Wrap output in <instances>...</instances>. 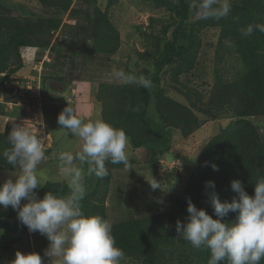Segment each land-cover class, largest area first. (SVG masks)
I'll list each match as a JSON object with an SVG mask.
<instances>
[{
    "label": "trees",
    "instance_id": "obj_1",
    "mask_svg": "<svg viewBox=\"0 0 264 264\" xmlns=\"http://www.w3.org/2000/svg\"><path fill=\"white\" fill-rule=\"evenodd\" d=\"M36 1L38 11L26 8L20 0H0V94L12 92L15 89L13 84L20 79V73L39 63L45 52L48 55L57 52L62 54L58 58L65 59L67 53L75 54L79 51L88 60H105L110 63L119 50L118 32L109 18V10L116 0H106L103 10L97 6L98 0ZM144 1L154 8L167 9L174 17L161 27L160 20L149 19L148 34L136 28L141 39L148 37L152 40L153 47L132 52L130 61L136 68L142 67V74L138 71L131 72L128 68L124 72L150 78L153 84L151 89L134 84L125 85L116 79L98 84L94 94L95 102L100 105L98 118L125 131L128 137L129 166L106 162L109 172L106 177L92 175L91 179L84 178L87 193L81 202L82 210L85 215H100L108 219L107 202L112 174L130 170L129 168L138 164L139 161H135L131 155L139 154L142 157L140 162L150 168L149 170H154L151 171L154 175L160 158L171 151L168 139L172 131H177L185 139L193 133L201 137L198 133L200 128L201 133H204L202 129L207 125L204 123L206 119H198L193 111L211 121L224 112L227 114L223 118L225 126L212 134L196 156L187 176L184 194L181 199L174 197V200H178L175 208L164 210L159 205L152 210L148 207L149 213L146 210L145 214H141L138 209V215L131 210L127 219L109 220L116 246L124 252L123 260L141 264H208L210 252L206 248H194L197 262L185 263L188 257L180 250H194L188 241L178 235L176 221L186 223L189 198L198 209L205 210L213 219H217L209 203V193L213 189H206L207 181L214 182V191L221 202H231L234 197L238 199V195L231 189L232 181H241L245 191L251 196L254 195L255 183L264 178V132L261 125L256 123L264 118V33L255 30L251 36L245 37L241 34V29L250 24H264V0H232L229 14L219 19L205 17L196 7L198 0ZM81 3L94 5V9L83 16L90 32L89 43H80V48L67 46L65 49H53L50 44L56 33H69L76 28L74 16L80 15L81 11L72 6ZM67 13H70L69 17L61 22L62 15ZM128 13L130 14V10L125 16ZM156 25H159L158 29ZM68 27L71 28L67 29ZM212 29L218 31L213 51L214 81L208 100L204 103L203 96L183 86L177 77L186 75L195 68L201 48L198 34ZM141 39V42L137 39L136 43L142 45ZM230 61L236 62L240 67L232 74L227 70L232 67ZM59 62L58 59L49 61L47 65L52 67ZM168 70H171L170 77L175 85L185 89L178 91L185 93L189 107L164 95L160 86L161 76ZM174 89L177 90L176 87ZM15 123L6 122L0 130V153L11 147L7 142V135ZM56 136L52 135L53 147L61 145L60 141L56 142ZM50 152L52 151L47 154ZM172 159L178 158L174 156ZM213 164L218 167V171L213 170ZM0 170H12L2 156ZM172 172L175 174V171ZM48 191L60 196L68 193L67 186L63 183H47L37 191V195L43 198ZM126 204L129 206L128 201ZM158 214L159 236L152 246V253L147 255L148 236L145 228L153 223ZM237 214L230 212L221 222H234ZM14 221L15 215L7 213V226L12 228L16 223ZM15 239L18 241V237ZM14 242H7V245ZM4 253V250L0 253V259ZM220 264H227V261ZM260 264H264V259Z\"/></svg>",
    "mask_w": 264,
    "mask_h": 264
},
{
    "label": "rangeland",
    "instance_id": "obj_2",
    "mask_svg": "<svg viewBox=\"0 0 264 264\" xmlns=\"http://www.w3.org/2000/svg\"><path fill=\"white\" fill-rule=\"evenodd\" d=\"M20 1L26 8L38 11L36 0ZM105 4L106 0H98L97 6L100 7L99 9L103 10ZM75 7H78L81 11L80 15L74 16V23L76 22L74 26H76V28H73L69 33L60 31L64 36H61L59 32L56 33L50 44L53 49L57 48L60 50L63 47L65 49L67 46L80 48V43H89L90 32L86 26L87 24L83 21V16L84 13L91 12L94 9V5L81 3ZM128 10H130V14L128 13V15L125 16ZM68 14L70 15V13L62 15L61 22L64 21L67 16L69 17ZM173 17L172 13L167 9L154 8L150 6L149 2L144 0H116V3L109 10V18L118 32L120 45L117 54L112 57L110 63L105 60H88L79 51L75 54L67 53V58L65 59L58 58L62 54L59 55L57 52H52L46 56V59L48 58L50 62L58 59L60 62L58 64L54 63L52 67H49L45 63V70L43 71L42 69L40 72V76L42 73L43 76L41 77L39 86L36 84L38 80H35L38 73L36 70H33L35 67L32 65L30 68L27 67L20 73V79L13 84L15 89L12 90V92L0 94V115L7 116V122L12 121L28 127H37L42 135L46 137L45 159L38 165V177L43 185L47 183H63L67 186L69 193V178L60 171L58 167V156L60 152L64 151L72 153L80 151V139L70 133L68 135L64 131H60L62 129H60L57 123L59 113L69 105L73 107L77 115L82 117L85 121L98 118L100 105L95 102L96 99L94 97L98 89V84L101 81L110 82L111 79L114 80L111 76L114 70L124 71L125 68H128L131 72L138 71L141 73L142 67L139 66L137 67L139 69H137L130 61L133 56L132 52L151 49L153 47L152 40L148 37L141 39L139 33L136 32V28L138 27L148 34L147 25L149 19L153 18L160 20L162 22L160 24L161 27L163 24H168L169 20ZM156 28L158 29L159 25H156ZM65 36L67 40H65ZM198 37L201 42V48L195 68L186 75H179L177 79L183 86L195 90V92L203 96L202 100L205 103L208 100L209 91L214 81L213 51L217 43L218 31L213 29L204 30L198 34ZM137 39H139V42H141L140 39L142 40V45L139 42L138 44L136 43ZM44 55L45 54H43L42 58ZM229 64H232L231 68H227L229 74L238 71L240 68L234 61H230ZM170 71L171 70H168L161 76L160 86L163 89L164 95L189 107L185 93L181 94L178 91L180 89L184 91L185 89H182L177 84L175 85L174 81L171 80ZM175 87L177 90L174 89ZM8 105L11 106V109H7ZM193 112L198 119H206L204 123L207 125L202 129L204 133H201L200 128L198 133H200L201 137L193 133L185 139L182 138L177 131H172L168 139L170 140L169 147L171 151L160 158L154 175L151 172L154 170H149L150 168H147L140 162L142 157L137 153L131 155V158L137 162L139 161L138 164L133 165L129 168L130 170L116 171L112 174V182L109 187L110 191L107 202L108 220L127 219L131 210L138 215V209H140L141 214H145L148 207L154 210L157 206L161 205L165 208L164 210H168L177 206L178 200H174V197L181 199L184 194L187 176L193 166L196 156L212 134L219 132L220 127L226 124L223 118L227 117V114L224 112H222L219 117H216L214 121L205 118L202 114L195 111ZM151 115L154 116L153 113H151ZM256 123L261 125L264 132V118L257 120ZM4 125L5 119H0V130ZM52 135H57L56 139L58 140L56 142L60 141V146L53 147ZM263 138L262 136V139ZM49 151L52 152L47 154ZM174 156H177V161L172 159ZM77 164H79L78 161ZM83 168L85 171L84 178L91 179L92 177L87 175V165H83ZM172 170L175 171V174H173ZM10 171L11 170H0V183H3L8 178ZM153 179L160 185V187L155 190H153L149 184L153 182ZM40 189L41 188H38L35 191L37 192ZM161 190L165 192L162 193ZM135 193L138 194L135 196ZM126 201H128L129 206H127ZM24 203H26V201L22 200L21 205ZM7 213H11V215H15L16 217V221H14L16 223L12 228L7 226L5 222V220H7ZM147 213H149V210H147ZM158 216L159 214L154 218L153 223L148 224L145 228L148 236L147 255L152 253V246L159 236L160 218ZM17 237L18 241L15 239ZM12 241H15L14 244L7 245V242L9 243ZM49 243L48 239L39 232L30 233L27 227L18 221L17 212L14 211L11 206L7 209L0 206V253H2L3 250L5 251L0 259V264H10L15 258V253L17 251L22 254L32 252L38 253L41 255L44 264H48L49 258L45 257L44 253ZM191 248L194 250V247L191 246ZM180 251L188 257L185 263L197 262L196 260L198 258L194 257L196 253L195 250L189 251L185 248ZM121 264L141 263H132L129 260H122Z\"/></svg>",
    "mask_w": 264,
    "mask_h": 264
},
{
    "label": "clouds",
    "instance_id": "obj_3",
    "mask_svg": "<svg viewBox=\"0 0 264 264\" xmlns=\"http://www.w3.org/2000/svg\"><path fill=\"white\" fill-rule=\"evenodd\" d=\"M196 7L205 17L219 19L229 14L231 0H198ZM255 30L264 33V24H250L241 29V34L251 36ZM44 54L39 63L33 64V70L38 73L35 77L37 86L43 76L40 72L49 62L46 59L48 52ZM111 76L125 85L134 84L144 89L153 87L151 79L144 75L114 70ZM7 108L11 109V106ZM57 123L66 134L70 133L81 141L80 151H64L58 156L60 171L69 178V193L60 196L48 191L43 198L38 197L35 190L44 187L38 177V165L45 159L46 137L37 127L14 124L7 135L11 147L0 153L12 169L8 178L0 183V206L4 209L11 206L17 212L18 221L30 233L39 232L48 239L50 243L44 253L49 258L48 264H121L124 252L116 246L111 222L100 215H85L82 210L81 202L87 193L83 165H87L88 176L98 178L109 174L106 162L123 163L128 167V137L123 129L113 127L102 118L85 121L69 105L59 113ZM211 167L218 171L215 164ZM149 184L153 190L160 187L154 179ZM205 187L213 189L209 193V203L217 219L198 209L189 198L186 223L176 221L178 235L196 249L206 248L210 252L208 264L222 261L227 264H260L264 259V178L255 183L251 196L241 181H232L231 189L238 199L234 197L231 202H221L214 191V182L207 181ZM22 200L26 201L23 205ZM230 212L238 213L234 222H221ZM10 264L44 262L38 253L17 251Z\"/></svg>",
    "mask_w": 264,
    "mask_h": 264
},
{
    "label": "crops",
    "instance_id": "obj_4",
    "mask_svg": "<svg viewBox=\"0 0 264 264\" xmlns=\"http://www.w3.org/2000/svg\"><path fill=\"white\" fill-rule=\"evenodd\" d=\"M0 119H5V124H6V122H7V116H2V115H0ZM2 128L3 127H1V130H2ZM52 139V138H51Z\"/></svg>",
    "mask_w": 264,
    "mask_h": 264
}]
</instances>
